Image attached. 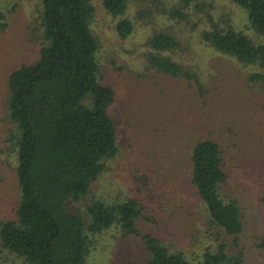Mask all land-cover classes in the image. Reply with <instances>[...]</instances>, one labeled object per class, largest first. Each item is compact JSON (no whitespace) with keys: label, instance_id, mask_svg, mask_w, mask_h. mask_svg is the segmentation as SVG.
Returning <instances> with one entry per match:
<instances>
[{"label":"rangeland","instance_id":"rangeland-1","mask_svg":"<svg viewBox=\"0 0 264 264\" xmlns=\"http://www.w3.org/2000/svg\"><path fill=\"white\" fill-rule=\"evenodd\" d=\"M95 8L91 28L101 48L102 80L117 99L111 112L119 135V154L92 185L87 199L69 206L82 211L95 199L121 203L136 198L141 205L137 224L141 234L161 238L174 251H184L193 264L217 245L205 206L191 184V150L202 139L217 142L229 174L222 188L227 199L243 209L241 236L248 264H264V81L259 66L243 65L203 42L215 25L244 30L256 42L264 41L250 28L247 13L234 0H129L125 15L107 12L103 0ZM128 19L134 31L120 36L117 26ZM42 6L38 0H0V222L13 219L20 200L18 156L9 142L7 113L9 76L34 63L43 45ZM157 33L175 36L180 46L163 52L194 68L205 87L196 86L153 69L155 53L150 39ZM86 264L147 262L142 235H126L114 226L92 237ZM0 264H23L12 252L0 250Z\"/></svg>","mask_w":264,"mask_h":264},{"label":"trees","instance_id":"trees-1","mask_svg":"<svg viewBox=\"0 0 264 264\" xmlns=\"http://www.w3.org/2000/svg\"><path fill=\"white\" fill-rule=\"evenodd\" d=\"M38 1L43 27L39 57L9 76V142L17 150L21 195L15 217L0 222V250L16 254L23 264H86L92 237L118 226L126 235H142L146 244L148 261L130 264H193L184 251L172 250L151 233L141 234L137 222L142 209L136 198L121 203L95 199L82 211L69 209L87 199L107 162L119 154L118 128L111 112L117 93L102 80L91 1ZM180 1L190 5L200 0ZM234 2L247 13L250 28L264 37V0ZM103 3L115 16L125 15L129 7V0ZM6 27L0 23V31ZM117 29L128 38L134 25L125 19ZM202 38L243 65L259 66L263 73L250 79L264 81V41L256 42L242 29L217 25ZM149 43L155 51L149 58L153 69L186 80L206 95L194 68L163 55L180 46L175 36L157 33ZM191 151L190 181L217 241L198 264H248L241 241L243 209L238 200L222 194L229 178L223 150L217 142L202 139ZM260 202L264 205V193Z\"/></svg>","mask_w":264,"mask_h":264}]
</instances>
